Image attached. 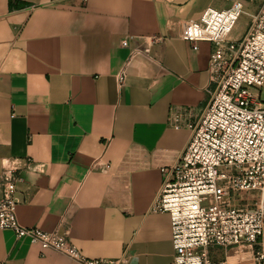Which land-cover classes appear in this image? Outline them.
Returning a JSON list of instances; mask_svg holds the SVG:
<instances>
[{"label": "crops", "instance_id": "crops-1", "mask_svg": "<svg viewBox=\"0 0 264 264\" xmlns=\"http://www.w3.org/2000/svg\"><path fill=\"white\" fill-rule=\"evenodd\" d=\"M235 1L238 40L262 0H0V198L14 164L22 226L91 259L173 263L171 216L151 206L210 97L212 43L194 50L187 25ZM0 263L79 264L2 229Z\"/></svg>", "mask_w": 264, "mask_h": 264}, {"label": "built area", "instance_id": "built-area-1", "mask_svg": "<svg viewBox=\"0 0 264 264\" xmlns=\"http://www.w3.org/2000/svg\"><path fill=\"white\" fill-rule=\"evenodd\" d=\"M242 15L243 4L235 1L226 9L207 8L187 25L194 50L199 42L212 43L210 97L178 160L162 168L163 183L151 206L171 216L172 264H229V251L239 246L250 247L253 264H264V0L248 14L243 36L229 40ZM124 78L122 70L119 82ZM20 170L13 164L2 171L0 229L79 264H126L125 257H86L67 232L22 226L16 212L24 182ZM251 192L253 198L241 197ZM213 247L224 248L226 258L212 261Z\"/></svg>", "mask_w": 264, "mask_h": 264}, {"label": "rangeland", "instance_id": "rangeland-1", "mask_svg": "<svg viewBox=\"0 0 264 264\" xmlns=\"http://www.w3.org/2000/svg\"><path fill=\"white\" fill-rule=\"evenodd\" d=\"M244 20L242 19V22ZM247 29V28H246ZM246 31V30H245ZM261 100L264 102V92L261 95ZM255 194L253 192L241 194L242 198H253ZM244 205V203L242 204ZM210 259L212 261H221L226 258V250L221 247H213L209 249ZM229 264H253L251 249L249 246H239L233 248L227 256Z\"/></svg>", "mask_w": 264, "mask_h": 264}]
</instances>
